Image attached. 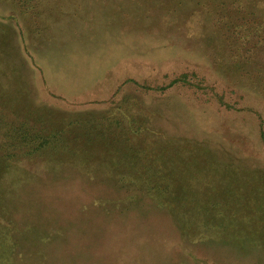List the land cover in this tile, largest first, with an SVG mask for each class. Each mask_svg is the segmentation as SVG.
<instances>
[{
    "label": "rangeland",
    "instance_id": "374dc122",
    "mask_svg": "<svg viewBox=\"0 0 264 264\" xmlns=\"http://www.w3.org/2000/svg\"><path fill=\"white\" fill-rule=\"evenodd\" d=\"M172 2L48 1L43 4L54 9L43 16L40 33L28 29L26 15L0 2V51L11 64L0 87L7 86L14 108L40 128L43 114L48 129L77 117L122 120L105 138L96 136L104 132L100 124L75 136L73 130L66 137L73 151L50 150L5 168L25 180L24 190L41 194L42 229L70 230L60 264H111L107 258L117 264H249L243 252L253 256L255 240L264 242V181L258 179L264 180L258 116L264 118V71L247 53L226 57L220 30L200 13L190 15V2L157 13ZM185 70L204 73L231 107L174 79ZM132 150L140 157L136 169L155 172L144 219L136 209V216L120 213L121 200L110 188L114 165L127 170L125 154ZM234 153L243 161L254 157L246 165L249 175L235 177L241 161ZM169 175L165 190L160 184ZM22 186L15 183V194Z\"/></svg>",
    "mask_w": 264,
    "mask_h": 264
},
{
    "label": "trees",
    "instance_id": "16d2710c",
    "mask_svg": "<svg viewBox=\"0 0 264 264\" xmlns=\"http://www.w3.org/2000/svg\"><path fill=\"white\" fill-rule=\"evenodd\" d=\"M1 1L5 4L9 3L13 9L26 15L28 29L33 33H40L44 26L43 16L54 9V6L49 7L43 3H48V1L61 2V0ZM184 1L192 4L190 15L200 13L203 17L212 20L213 28L220 30L219 33H221L222 37L219 40L222 44H225L227 52L224 53L226 57L230 58L232 55L244 57L245 53H247L251 59L256 58L254 61L250 60L253 62L254 68L264 71V0H173L170 6L157 10V13L176 10ZM159 2L166 4L167 0H159ZM41 12L42 19L40 16ZM9 16L15 19L14 23L19 26L22 33L24 28L20 22H16V12H12ZM2 47L6 49L3 45ZM257 53L261 55L259 58L256 57ZM10 67L11 64H7L5 55L3 56V52L0 51V70L2 71H0V82L9 80ZM174 79L188 80L192 85L202 89V93L209 96V93L212 92L213 95L219 98L220 103L226 107H231L232 105L223 99L225 91L220 88L217 89L216 84L208 82L209 79L204 73H199L195 70H185L179 72ZM6 87H0V264H60V258L65 253L62 241H67L68 237L71 239L69 236L70 230L64 226L66 229L63 228V231L60 232L59 229L50 228L46 224L44 229H42L41 194H31L33 189L28 192L29 188L27 186L24 190L25 180L15 176H8L5 168L12 160L19 158L33 159L44 155L50 150L73 151L70 142L72 137L67 140V135L73 134L75 136L78 131L93 128L97 124L101 125L99 128L104 129V132L101 135L96 134V136H104L105 138L108 131L122 127V120L118 117L109 118L108 116L77 117L70 119L61 127L48 129L46 128L48 122L45 120L47 117L42 114V128H40V124L35 121V123L31 122L28 114L22 113L23 108H14L16 106L12 100L9 101L7 99L11 97L8 92H5L4 89ZM233 92L238 94L237 89H233ZM258 116L260 117L261 143L264 152V118L259 113ZM33 118L36 119L37 117ZM38 123L41 122L38 121ZM73 130L75 131L72 133ZM88 138H93V135ZM136 151L132 150L125 154L131 160L130 165H127V170H123L119 164L114 165L115 170L110 188L116 194L115 201L121 200L120 213L126 211V215H135L139 212L137 214L138 217L144 219L145 207L153 202L150 195L151 189L153 191V185L150 184L149 179H153L155 172L148 167L144 170L142 166L138 169L134 167V159L136 162H138L137 158L140 159L139 153ZM136 175L144 176L142 180L139 179L138 181ZM152 179L151 182H153ZM258 179H260V183L264 181L262 177ZM168 180L160 184V187L165 188V190L169 189L171 187L170 180H172L170 175ZM22 182V192L15 194V183ZM256 188L259 189L258 184H256ZM122 194L123 196H120ZM134 209L137 210V213ZM50 219L51 217L47 218L46 221L49 222ZM61 233L63 235L57 244L52 246L53 239L57 238L58 234ZM228 243H226L227 246L229 245ZM85 244V248L88 249V243ZM229 246L233 248L237 245ZM243 246H238L241 248V250L239 248L238 250L243 252ZM253 252L254 255L250 257L243 252L245 258L252 260L249 264H264V242H261L260 239L255 240ZM68 253L71 254L70 252ZM69 257H66L67 263ZM107 261H112L111 264H117L116 260H108L107 258ZM236 263L241 264V259ZM214 264H220V262L215 260Z\"/></svg>",
    "mask_w": 264,
    "mask_h": 264
},
{
    "label": "crops",
    "instance_id": "0c3cea01",
    "mask_svg": "<svg viewBox=\"0 0 264 264\" xmlns=\"http://www.w3.org/2000/svg\"><path fill=\"white\" fill-rule=\"evenodd\" d=\"M199 160H200V162H202L203 160H204V158L203 157H199ZM234 161H237V160H239V161H241V162H239L238 163V167H237V171H236V174H235V177H240V176H245V175H249L248 174V168H246V165H249V164H252L253 163V161H254V157H252V158H250V159H248V160H245V161H243V160H241V158L240 157H238L237 155H236V157H235V153H234V159H233ZM251 172H253L252 170H251ZM189 173V172H188ZM190 174V173H189ZM252 176H253V179H254V173L253 174H251ZM173 177V176H172ZM178 182L180 181L179 179H176ZM184 182V181H183ZM252 188L254 189V190H260V189H256V184L254 185V186H252ZM251 196L250 195H248V198H250Z\"/></svg>",
    "mask_w": 264,
    "mask_h": 264
}]
</instances>
